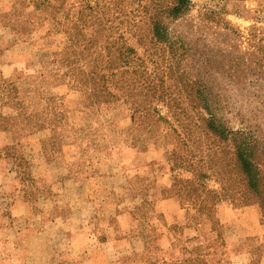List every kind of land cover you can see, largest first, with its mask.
<instances>
[{"label": "rangeland", "instance_id": "374dc122", "mask_svg": "<svg viewBox=\"0 0 264 264\" xmlns=\"http://www.w3.org/2000/svg\"><path fill=\"white\" fill-rule=\"evenodd\" d=\"M189 1L192 12L185 20L163 19L188 53L180 75L210 76L218 81L216 90L220 81L231 86L250 82L249 95L264 98V0ZM160 4L151 0H0V105L18 107L22 118L45 108L52 120L64 117L66 144L93 154L94 164L110 158V151L99 153L96 148L107 135L122 146L124 165L118 164L113 174L116 191H111L105 175L94 176L97 187L109 204L138 208L152 222V231L169 228L179 238V248L188 246L194 253V264L202 263L207 244L221 243L229 253H237L225 256L228 264H238L246 247L251 251L249 264H264V208L243 203L230 187L223 148L207 152L219 142H196L195 133L186 138L190 132L186 125L174 128L186 141L135 142L162 129L166 133L164 121L155 123L151 116L134 121L135 109L126 103H118L113 114L103 117L95 115L94 105L86 102L94 98V82L98 90L105 86L102 93L107 99L115 100L119 92L112 88V78L117 84L151 79L153 67L144 64L149 74L132 75L119 53L128 55L127 49L133 47L142 58L157 60L158 47L153 51L151 46L154 12L147 8L166 12ZM103 80H108L105 85ZM181 87L175 79L166 81V88L182 97ZM135 88H139L142 108L152 105L151 111L158 112L152 116L169 120L170 109L162 104L154 107L153 99H160V92L148 93L140 81ZM250 109L264 111L256 102ZM113 157L117 161L121 156Z\"/></svg>", "mask_w": 264, "mask_h": 264}, {"label": "crops", "instance_id": "0c3cea01", "mask_svg": "<svg viewBox=\"0 0 264 264\" xmlns=\"http://www.w3.org/2000/svg\"><path fill=\"white\" fill-rule=\"evenodd\" d=\"M66 128L47 108L22 118L18 107L0 105V264H194L168 229L152 231L138 208L107 202L94 176L116 191L119 159L110 151L94 164L93 154L66 144ZM225 256L237 253L207 244L201 264H228Z\"/></svg>", "mask_w": 264, "mask_h": 264}, {"label": "trees", "instance_id": "16d2710c", "mask_svg": "<svg viewBox=\"0 0 264 264\" xmlns=\"http://www.w3.org/2000/svg\"><path fill=\"white\" fill-rule=\"evenodd\" d=\"M156 1L161 3L163 10L167 9L166 12L158 14L157 10H150L151 6L147 8L150 13L154 12V15H150V21L154 25V39L151 46H153V51H155L154 46L158 47L160 54L157 55V60L149 61L142 58V54L138 55V50L133 47L127 49L128 55L119 53L121 58L124 55L126 59L124 61L126 65L123 67L129 68L132 75L149 74L150 68L144 65L147 64L154 68L151 73L154 78L151 77V79L143 81L141 77L130 84H117L112 78L111 86L119 92V96L114 97L115 100L107 99V96L102 93L105 86L102 90H98L94 82V98L88 101L89 97L86 102L89 105H94L91 108L95 115L103 117L113 114L118 103H126L135 109L133 112L134 121L145 120L148 116L155 118V123L164 121L166 133L162 129L158 134L151 133L148 139L141 137L135 142L160 145L166 141L176 143L186 141L174 129L184 125L190 130L189 134H186V138L190 135L195 136V133L198 136H196V142L202 140L205 144H208L209 140L219 142L210 145L207 152L223 148V169L228 178L232 180L230 187L236 189L243 203L258 204L264 208V111L258 109L254 113L250 109L253 102L259 103L264 108V98L259 97L256 93L249 95V90L252 89L250 82H242L240 86L238 84L231 86L220 81L217 84L219 89L216 90L215 84L218 81L210 76L204 79L201 73L189 74L187 72L180 75V70L184 71L182 66L187 60L188 53L183 48L185 44L176 40L175 36L168 32L165 23L170 19L172 23L177 20H185L187 15L192 12V3L189 0H172L171 5L168 0H151V3L154 4ZM165 16L167 20L163 21ZM113 48L114 46L111 47V49ZM145 54H147L146 51ZM206 63L207 66H211L209 60ZM209 73L207 71L204 75L207 76ZM173 79L181 83V91L184 93L182 97L173 94L171 88H166V81ZM107 81L103 80V85ZM138 81L144 85L148 93L153 91L161 93L160 99H153L154 103L157 102L154 107L156 109L158 104H162L163 108L170 109L169 120L157 119L152 116V105L147 109L141 107L142 103L138 96L141 94L138 92L139 88H135ZM153 113L158 114L157 111ZM100 142L102 144L98 143V147H96L99 153L104 149L112 151L121 156L119 165H124L121 162V159L125 160L122 146L115 144L110 137L108 138V135ZM168 230L172 232L169 228ZM250 256L251 251L248 250L244 264H249Z\"/></svg>", "mask_w": 264, "mask_h": 264}]
</instances>
